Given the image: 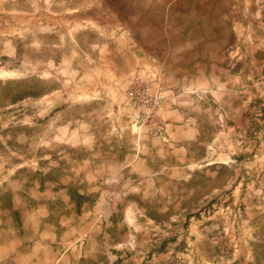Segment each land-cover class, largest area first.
<instances>
[{
	"label": "rangeland",
	"instance_id": "1",
	"mask_svg": "<svg viewBox=\"0 0 264 264\" xmlns=\"http://www.w3.org/2000/svg\"><path fill=\"white\" fill-rule=\"evenodd\" d=\"M152 1L0 0V264H264L262 34L186 73Z\"/></svg>",
	"mask_w": 264,
	"mask_h": 264
},
{
	"label": "crops",
	"instance_id": "2",
	"mask_svg": "<svg viewBox=\"0 0 264 264\" xmlns=\"http://www.w3.org/2000/svg\"><path fill=\"white\" fill-rule=\"evenodd\" d=\"M149 27L171 35L167 53L180 57V70L203 72L219 64L224 45L236 26L246 25L249 36L259 27L264 41V0H153ZM238 12V13H237ZM242 20V21H241ZM250 54V53H249ZM264 71V58L260 61Z\"/></svg>",
	"mask_w": 264,
	"mask_h": 264
},
{
	"label": "trees",
	"instance_id": "3",
	"mask_svg": "<svg viewBox=\"0 0 264 264\" xmlns=\"http://www.w3.org/2000/svg\"><path fill=\"white\" fill-rule=\"evenodd\" d=\"M67 194L69 195L70 201L74 203L75 209L79 210L83 203V195L78 193L76 189L71 187L67 188Z\"/></svg>",
	"mask_w": 264,
	"mask_h": 264
}]
</instances>
